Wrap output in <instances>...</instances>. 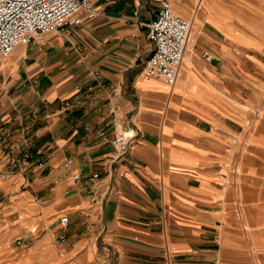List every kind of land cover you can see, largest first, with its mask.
I'll return each mask as SVG.
<instances>
[{
	"label": "crops",
	"instance_id": "0c3cea01",
	"mask_svg": "<svg viewBox=\"0 0 264 264\" xmlns=\"http://www.w3.org/2000/svg\"><path fill=\"white\" fill-rule=\"evenodd\" d=\"M94 1L0 59V168L30 158L0 184V264H264V0L243 27L170 0L192 20L173 85L141 76L162 0ZM96 71L137 133L117 159L106 104L76 99Z\"/></svg>",
	"mask_w": 264,
	"mask_h": 264
},
{
	"label": "built area",
	"instance_id": "2783aa9c",
	"mask_svg": "<svg viewBox=\"0 0 264 264\" xmlns=\"http://www.w3.org/2000/svg\"><path fill=\"white\" fill-rule=\"evenodd\" d=\"M96 12L94 0H0V59L19 44L39 43L50 31H55L57 36H61L68 25L78 24L84 17H92ZM134 13H137V10ZM146 24L147 35L154 42V48L145 61L141 76L160 78L173 85L187 48L192 20L177 12L170 0H162L157 13ZM203 55L212 57L210 52ZM93 75L95 81L89 85L91 92L88 91V95L78 93L76 99L81 103H94L100 110L103 109V104H106L105 122L106 125L114 124L110 142L116 149V155L112 157L117 159L128 151L137 133L132 126L123 125L120 119H117L116 110L120 107L119 103L115 102L119 93L117 87L103 80L99 72L96 71ZM7 131V128H1L2 133ZM99 132L103 136L106 135V129L102 128ZM72 160L67 157L65 164H71ZM9 161L0 168V179H8L14 175L18 165L21 170L30 165L27 154L15 156ZM98 175L99 172L95 171L91 178ZM79 177L78 172L71 173L73 180H78ZM60 220L67 224L69 216L62 214ZM61 239L64 240V237Z\"/></svg>",
	"mask_w": 264,
	"mask_h": 264
},
{
	"label": "rangeland",
	"instance_id": "374dc122",
	"mask_svg": "<svg viewBox=\"0 0 264 264\" xmlns=\"http://www.w3.org/2000/svg\"><path fill=\"white\" fill-rule=\"evenodd\" d=\"M216 1L218 3V4H216V5H218V11L220 12L219 16L225 17V16L229 15L228 13H232L236 26H238V27L242 26L243 27V25L250 20L251 21L254 20V21H256V25L258 24V22H259L258 14H256V12L253 8L248 6L247 0H216ZM212 3L210 4L211 8H213ZM208 5H209V0H204L201 8H203L204 6H208ZM194 8H195V10L201 9V8H197L196 4L194 5ZM196 12H198V11H196ZM221 23L227 29H231V27H232V24H230L227 21H221ZM234 30H235V28H234ZM11 177H9L8 179H10ZM6 180L7 179H0V184H3ZM14 244L19 245L18 243H14ZM13 254H15V253H13ZM13 254H12V257L14 256ZM19 261H20L19 259L14 258L13 260L11 259L9 264H18ZM29 261L30 260L27 259V262H29Z\"/></svg>",
	"mask_w": 264,
	"mask_h": 264
},
{
	"label": "bare ground",
	"instance_id": "6f19581e",
	"mask_svg": "<svg viewBox=\"0 0 264 264\" xmlns=\"http://www.w3.org/2000/svg\"><path fill=\"white\" fill-rule=\"evenodd\" d=\"M191 28H192V25H191ZM190 35H191V29H190ZM189 40H190V36H189ZM189 42V41H188Z\"/></svg>",
	"mask_w": 264,
	"mask_h": 264
}]
</instances>
